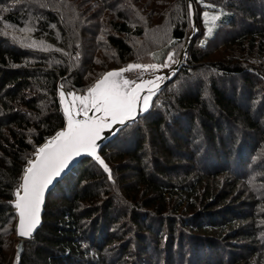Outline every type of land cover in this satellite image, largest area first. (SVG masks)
<instances>
[{"label":"trees","instance_id":"16d2710c","mask_svg":"<svg viewBox=\"0 0 264 264\" xmlns=\"http://www.w3.org/2000/svg\"><path fill=\"white\" fill-rule=\"evenodd\" d=\"M189 5L0 0V264L16 256L7 238L27 161L66 124L60 87L85 92L184 44L179 58L191 9L200 31L185 65L102 149L111 179L79 162L50 192L20 264H264V0ZM204 12L221 14L209 36ZM161 26L168 42L144 48Z\"/></svg>","mask_w":264,"mask_h":264},{"label":"snow or ice","instance_id":"6c2138e0","mask_svg":"<svg viewBox=\"0 0 264 264\" xmlns=\"http://www.w3.org/2000/svg\"><path fill=\"white\" fill-rule=\"evenodd\" d=\"M211 7V6H210ZM191 8V5H189ZM206 23L211 34L216 26L219 15H209L204 12ZM33 47L36 45L33 44ZM169 61L173 54H169ZM168 64H129L127 67L104 73L91 87L86 95L68 93L71 106L65 104V93L60 91L61 103L67 119L66 128L58 131L35 153V159L27 161L22 183L15 191V209L18 213V235L29 237L40 223V209L44 200L45 189L59 177L69 166L74 157L87 153L93 156L104 170L111 174L108 166L97 155V141L105 129H112L114 125H124L134 120L137 115L147 111L155 91L159 87L162 77L156 76L151 80L136 82L124 78L125 72L139 70L141 73L155 71ZM92 112L93 115H89ZM83 118H78V117ZM22 191V194H21Z\"/></svg>","mask_w":264,"mask_h":264},{"label":"water","instance_id":"95a60500","mask_svg":"<svg viewBox=\"0 0 264 264\" xmlns=\"http://www.w3.org/2000/svg\"><path fill=\"white\" fill-rule=\"evenodd\" d=\"M190 4L192 5V0H189ZM191 14H192V23H193V32L192 34L190 35L180 57L178 58V60L172 65V66H169L167 67V70L159 73V74H156L154 76H144V77H141V78H138V79H131L130 78V74L128 72H125L123 74L124 78H127L129 80H134L136 82H140L141 80H151V79H154L156 76H160L162 77V80L159 82V87L158 89L155 91V94L152 96V99L150 101V106L148 108L147 111H144L142 113H140L139 115L136 116V118L134 120H130L128 122H126V124L124 125H114L112 129H105L102 133H101V139H99L97 141V155L100 156V158L104 161V163L108 166L109 170H110V167L109 165L107 164L105 158L103 157L102 155V149L108 144L110 143L111 141H113L119 134L120 132L126 128L127 126L131 125V124H134L135 122H137L140 118H143L145 117L153 108V104L156 100V98L158 97V95L161 93V91L170 83L172 82L176 77L177 75L179 74L180 70L182 69V67L185 65L186 63V57H187V54H188V50H189V47H190V44H191V41L193 39V37L196 35L197 33V30H198V26H197V20L195 18V15H194V12L193 10L191 9ZM122 69V68H120ZM113 70H119V69H113ZM112 71V70H110ZM109 72V71H108ZM129 76V77H128ZM102 77V76H101ZM100 77V78H101ZM99 78V79H100ZM63 91L65 93V104H68L69 106H71V97H69L67 94L68 92L63 88V87H60V91ZM65 104H62L61 103V106H62V111L65 107ZM64 113V111H63ZM89 115H93L92 112L89 113ZM65 116V114H64ZM66 118V116H65ZM78 118H83L82 116L81 117H78ZM66 124H67V119H66ZM66 124L64 126V128H66ZM62 128V129H64ZM61 129V130H62ZM59 130V131H61ZM55 136V135H54ZM52 136V137H54ZM51 137V138H52ZM49 138V139H51ZM48 139V140H49ZM48 140H46L41 146H43ZM40 146V147H41ZM85 158H90L92 159L94 162H96L103 170H104V167L103 165H101L99 163V161H97L93 156L87 154V153H82L81 155L79 156H76L73 158L72 161H70L69 163V166L67 168L64 169V171L61 173V175L59 177H56L53 179V182L45 189V193H44V200H43V203L41 205V209H40V223L39 225L33 230L32 232V235L29 236V237H21L18 235V232H17V229H18V223H19V217H18V213L16 211V214H17V222H16V236H17V239L19 240V242L17 243V246H16V257H15V260H14V263L13 264H20V260H21V256L23 254V251H24V246H25V242L33 239V237L36 235V233L38 232V230L41 228L42 224H43V217H44V213H45V208H46V203H47V198L50 194V192L53 190V188L57 185V183L62 180L69 172H71V170L79 163L81 162L83 159ZM33 159H35V155L33 157ZM32 159V160H33ZM27 167V166H26ZM105 171V170H104ZM106 172V171H105ZM107 174H109V172H106ZM111 173V171H110ZM24 174V173H23ZM23 177V176H22ZM21 183H22V180H21ZM20 183V184H21ZM21 194H22V191H21ZM16 199V196L14 197V201ZM14 201H13V206H14ZM15 207V206H14Z\"/></svg>","mask_w":264,"mask_h":264},{"label":"rangeland","instance_id":"374dc122","mask_svg":"<svg viewBox=\"0 0 264 264\" xmlns=\"http://www.w3.org/2000/svg\"><path fill=\"white\" fill-rule=\"evenodd\" d=\"M209 15H219V16H221L220 13H209ZM204 21H205V18H204ZM197 26H198V23H197ZM211 26L212 25L210 23H206L205 22L206 35H208V36L211 35L213 33L214 29H215V27H214L212 32H211V34H209L208 28L211 27ZM199 31H200V27H198L197 33ZM167 40H168L167 27L161 26V27H159L158 31H152L151 34L148 36V38L146 40H143V41L141 40L140 44L141 45L143 44L144 48L147 49L148 46L151 47V46H153L155 44H160L163 41L164 42L165 41L168 42ZM183 46H184V44H176L170 51V54H173V59L171 61H169V59L167 58V62L165 64H168L169 66H172L178 60V56H179ZM139 52H142V49H139ZM135 64H138V63H135ZM155 65H164V64L163 63L162 64L157 63ZM165 70H167V67H159L155 71H149V72H144V73H141L139 70L130 71L128 73L130 74V78L135 80V79H138V78H141V77H144V76H154V75L159 74V73H161V72H163ZM240 82H241L240 80H237L238 84H240ZM69 93H75L76 95L82 96V95H86L87 94V90L85 92L72 91V92H69ZM238 98H239V100H242V101L244 100L243 96L241 97L240 94H239ZM255 191H257L258 193H261V190L258 189V188H256ZM7 239H8V243L10 244V245L8 244V249L10 251H12V249L13 248L15 249V247L17 246V243H16L17 236L15 234H11L10 236H8ZM15 257H14V260H15ZM14 260H13V263H14Z\"/></svg>","mask_w":264,"mask_h":264}]
</instances>
